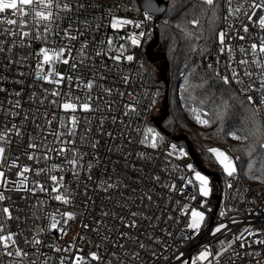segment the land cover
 Here are the masks:
<instances>
[{
    "label": "built area",
    "instance_id": "2783aa9c",
    "mask_svg": "<svg viewBox=\"0 0 264 264\" xmlns=\"http://www.w3.org/2000/svg\"><path fill=\"white\" fill-rule=\"evenodd\" d=\"M71 2V11L61 13L60 19L56 21L59 32L53 33L46 45L42 41L29 40L27 43L30 47L14 46L10 42L18 39L17 26L0 23V40L4 41L6 48L13 49L12 52L0 53V88L5 90L0 92V131L11 128L12 124L21 125L25 113L32 114L39 109L41 118L37 120V123L53 120L50 127L46 126L47 130L63 132L64 129L59 127L60 121H66L72 113H65L58 105L50 103L52 100L63 102V98L53 97L46 93L45 89L58 90L62 94H70L72 98L79 97L81 102L84 98L91 96L93 108L95 109L98 105L100 109L87 113L78 110L75 113L79 120L76 135L64 137L65 141L74 140V145H60L58 141L56 142L57 147L77 149L83 157L80 162L83 167L68 171L57 169L40 175H36L35 171L25 174L28 177L30 189L35 187L38 181L47 187L46 192L36 189L33 195L30 190L16 191V184L21 180L16 173L25 165L34 170L51 169L53 164L64 165V156L48 152L50 159L45 160L44 152L41 150L36 151V160L28 159L26 153L35 151L27 148L28 133L37 136V142H39L40 134V130L31 123L30 119L22 126L25 135L21 138L12 135L11 142L4 145L6 159L0 160V171L5 172L8 182L0 181V193L6 197L0 202V209L8 207L13 219H8L0 212V224L3 225L0 235L15 234L16 243L15 245L10 243L7 249L0 244V264H74L77 255L83 259L84 264H108V261L112 259L111 253L115 243L125 244L126 251L133 247L138 249V244L119 236L120 231L136 235L139 240L149 245L143 250L138 249L143 256V264H192L193 261L200 264L196 257L203 250L204 245H210V250L215 252L228 248L227 243L222 245L217 241L232 242V247L217 258L219 264H264V244L252 243L256 240H264V183L257 187L252 186L238 173L237 180L232 181L234 184L232 189L226 187L229 180L227 177L225 188L219 192L209 184L210 195L204 198L199 196L198 186L195 183L186 184L181 179L185 177L192 180L194 177V172L187 169L188 164H192L198 171L185 143L181 144L180 141L174 140L172 134L164 136L154 128L163 138L159 147L153 150L139 143L143 130L151 127L149 120L157 101L158 89L148 80L145 64L146 47L154 39L157 19L150 15L151 18L145 20L146 12L142 10L139 0H80L82 3L91 5L84 10L76 7V0ZM252 2L253 0H230L229 3V0H219L222 13L221 31L227 32L228 36L225 37L223 53L220 52L219 42L215 44L208 58L207 68L221 82V77L230 76L234 68L241 70L239 60L253 59L251 55L245 57L239 49L242 46L249 48L253 42L259 45L261 39H264V28L258 24L259 16L264 15V9L257 10L252 21L248 20V15L252 12L250 8ZM238 7L242 9L241 12H233L229 15L230 10ZM112 17L130 20L133 23L113 29ZM5 18L20 19L21 17L19 14L13 16L11 11H7L0 14V21ZM24 19L30 26L32 25L31 16ZM137 23L141 26L135 27ZM245 25L249 29L247 33L243 30ZM69 26H71L72 35H78L79 32H83V35H78L76 40L66 39L64 30ZM8 29L16 32L17 35H5ZM241 36L245 39L241 40ZM108 39L113 41L110 52L106 43ZM132 39H136L138 43L133 45ZM85 43L87 49L82 57L81 47ZM120 45H123V49H119ZM42 46L57 49L71 48L70 55L65 53V58L69 59L70 63L60 62L55 65L59 73L65 77H72L71 82L64 80L57 86L47 84L42 79H36L38 57L35 53ZM229 47L233 49L231 53L228 51ZM118 49L123 52L119 62L109 58L111 55H118ZM96 52H108V55L97 56ZM128 55L134 57L133 61L129 62L125 59ZM21 56L29 57L22 65L7 63L6 57L16 60ZM72 63H75V68L71 66ZM250 67L256 73L254 80H257L255 87L258 88L261 70L256 65H250ZM217 73L220 74L219 77ZM124 77H128L130 82L124 83ZM241 78L244 84L233 81L231 85L254 108L261 123L264 142V103H261L264 96L260 91H246L245 86L251 88L253 85L242 71ZM89 80H95L97 85L90 91L81 83ZM99 85L110 88L111 94L106 93ZM16 92H21V95L17 97ZM32 93H36V96H32ZM249 95L254 98V103L248 102ZM40 99H46L49 102L40 104L38 102ZM16 100L20 101L19 109H13L10 103ZM129 103L135 104L138 109L130 117L124 115L127 110L125 105ZM12 111L20 112V115L13 117L10 114ZM45 112L48 114L47 117L43 116ZM201 118L205 119L204 115ZM196 125L204 126L197 121ZM137 129L140 130L139 133ZM53 139L52 136H47L48 144H52ZM94 143L95 148L92 147ZM172 144L177 146V152L169 156L168 152L171 151ZM180 148H183L187 154L177 159ZM138 153H144L150 158L142 159L137 155ZM13 160L16 161L17 167L10 166ZM89 163L93 165L91 169L86 167ZM74 171L79 172L78 177L74 175ZM50 175L63 177V180L58 183L72 194L71 204L64 205L53 198L57 194H63V189L59 193L51 192L53 182L50 180ZM156 175L161 177L163 183H175L178 188L182 187L183 195L179 191L168 192L161 187L160 183L150 181L149 177ZM90 176L91 179H89ZM105 181L115 184L116 187L105 191L103 185ZM153 183H155L154 200L152 202L146 199L141 200V191L146 187L151 188ZM133 189H136L135 194ZM212 194L220 196L216 209L215 200L210 198ZM193 195L196 196L195 200L188 199ZM177 201L180 202L179 205ZM202 201L203 207H201ZM121 203H127L128 206L121 208ZM184 204L188 205L189 213L192 208H196L205 214V222L200 234L193 236L192 239H182L186 235L182 229L187 222V217H182L177 209ZM64 211L75 213V219L68 221L66 225H63L64 218L61 215ZM102 211L114 212L118 215L116 218L105 217L101 215ZM222 211L226 212V216H220ZM132 212L142 213V216L133 218ZM50 214H56V219L61 221L65 229L64 233L59 230V226L56 230H50ZM170 215L176 217L178 222L169 220ZM119 216L125 218L124 223H131L133 219H136L138 228H125ZM143 216H155L160 219L158 221L153 219L150 222L143 219ZM233 220L237 222L233 223ZM97 221H103L107 227L98 224ZM220 223L227 224L228 229L212 236V229ZM246 228H251L256 234L237 241L235 237ZM168 232H171L172 236H169ZM148 235L158 237L163 243L150 242ZM34 237L41 241L39 245L31 243ZM241 244H245V247H240ZM17 248L27 255L9 256L7 254L14 253ZM56 248L61 251H55ZM65 248L69 250L63 251ZM153 250L157 254L156 257L152 255ZM92 252H96L102 259L92 261L90 259ZM178 256L180 259H177Z\"/></svg>",
    "mask_w": 264,
    "mask_h": 264
},
{
    "label": "snow or ice",
    "instance_id": "6c2138e0",
    "mask_svg": "<svg viewBox=\"0 0 264 264\" xmlns=\"http://www.w3.org/2000/svg\"><path fill=\"white\" fill-rule=\"evenodd\" d=\"M201 3L206 4L208 6H214L215 0H201ZM230 3V0H229ZM27 7V11H26ZM76 7L80 10H84L86 8L91 7L90 4H85L80 2V0H76ZM250 8L252 9L251 15H248V20L252 21V17L256 15L257 10L264 9V0H253L252 4L250 5ZM72 9V2L71 0H0V14H3L7 11H11V14L13 16H16L19 14L21 17L20 19H10V18H5L4 20L0 21V23H4L7 25H13L17 26L18 28V39L12 40L10 43L14 46H28L30 47V44L27 43L29 40H36V41H42L45 45L48 43L50 40L51 36L53 33H58L59 32V25L56 23L57 20L60 19V14L61 13H67L71 11ZM241 8H236L232 9L229 11V15H232L233 12L239 13L241 12ZM31 16L32 17V25L30 26L28 24V21L24 19V17ZM151 16L150 14H145V20L150 19ZM87 23V21H85ZM133 23L130 20H120L117 17H112L111 19V27L113 29H117L118 27H122L123 25L131 24ZM193 23H197L196 21H193ZM258 24L261 28H264V15H260L258 19ZM141 24L137 23L135 24V27H140ZM28 29V30H24ZM244 32L247 33L249 31L248 26H244ZM5 35H11V36H16L17 33L13 32L11 29H8L5 33ZM78 35H83V32H79ZM78 35H72L71 34V26H69L68 29L64 30V36L68 40H76L78 38ZM143 35V33H141ZM228 36V33L225 31H221L218 33V42L221 45L220 47V52L223 53L225 51V37ZM241 40L245 39V37L241 36ZM107 46H108V52L112 50V44L113 41L112 39L107 40ZM138 41L136 39H132V44L136 45ZM87 49V44H82L81 47V56L83 57L84 53L86 52ZM119 49H123V45L119 46ZM118 49V51H119ZM12 48H6L4 46V41L0 40V53H5V52H12ZM240 52L244 54L245 57L251 55L253 59L249 60L247 58L241 59L238 61V64L241 66V70L238 71L235 68L231 71L230 76L226 75L221 77L223 84L229 85L233 81H236L238 83L244 84L243 79L241 78V71L243 72L244 76H247L249 81L252 83L253 87L249 88L245 86L246 91H260L261 95L264 96V39H261L259 45L255 42H253L249 48L241 47ZM228 51L231 53L233 51L232 48H228ZM68 53L69 55L71 54V48L68 47H61L59 49L55 47H47V46H42L39 48V50L35 53V55L38 57L37 64H36V72H35V77L36 79L40 80L42 79L45 83L47 84H55V85H60L64 80H68L69 82L72 81V77L68 76L65 77L62 73H59L55 65L57 63H64V64H69L70 61L69 59L65 58V53ZM108 52H96L97 56L101 55H108ZM123 56V52L119 51L118 55H111L109 56L110 59L119 62ZM256 57H260V59H256ZM29 57L27 56H21L20 59L14 60L12 57H6L7 63L9 65L15 63L17 65H22L24 61H26ZM125 59L129 62L133 61L134 57L131 55H128L125 57ZM250 65H256L258 69H260V76L258 78L259 82V87L256 88L255 84L257 83V80H254V77H256V73L251 70ZM45 66H47V70H45ZM71 66L73 68L76 67L75 63H72ZM211 67V66H210ZM23 75V73H21ZM219 73H217V76L219 77ZM124 83H129V78L124 77L123 78ZM83 87L87 88L89 91L96 85L95 80H89L86 83L81 82ZM100 87L103 88L102 85H99ZM103 90L111 94V89L110 88H103ZM5 91L3 88H0V92ZM45 92L50 94L53 97L57 98H63V102H60L59 100H52L50 103L54 105H58L59 108H61L65 113H72V115L68 116L66 121L61 120L59 127L63 128L64 131H48L47 127H50L53 124V120H45V123H37V120L41 118V114L39 112V109L36 110L35 113L29 114L25 113L23 116V119L21 121V125H16L12 124L11 128H7L3 131H0V160L6 159L5 157V152L6 149L4 147L5 144H8L12 140V135H15L17 138H21L25 135L23 131V125L25 121H31L35 125V127L40 130L39 134V142H37V136L32 135L31 133H28V138L29 142L27 144L28 149H33L35 151L26 153L28 156L29 160H36V151H41L43 150L44 156L43 158L45 160L50 159L48 152H55L57 155H62L64 156V165H57L53 164L51 169H39V170H34L30 166H23L17 173L16 175L18 177H21V180L19 181L18 184H16L15 190L16 191H28L30 190L33 195H35L36 189H39L40 191L46 192L48 189L44 184L39 183L38 181L35 184V187H32L31 189L29 188L28 184V177L25 175L26 173H29L31 171H35L36 175H40L41 173L44 172H52L57 169H62L64 171L68 170H75L77 168L83 167V165L80 163L83 160V157L79 153V151L75 148L72 147H64V146H59L57 147L56 142L58 141L60 145H74L75 141L74 140H67L65 141L64 137L69 136V137H74L76 135V129L79 125V120L75 113L79 110L82 112H89V111H99V106L94 109L93 105L91 103L92 97L88 96L84 98V101L81 102V99L79 97L72 98L70 94H62L58 90H48L45 89ZM15 95L19 97L21 95V92H16ZM123 95V93H121ZM32 96H36V93H32ZM40 104H44L47 101L46 99H40L38 101ZM248 102L254 103V98L249 95L248 96ZM12 108L13 109H19L20 108V101L16 100L14 102H11ZM261 103H264V100H261ZM126 111L124 112L125 116L130 117L133 113L137 112L138 109L136 108L135 104L129 103L125 105ZM224 107H227V104L224 105ZM193 112H196L195 109L192 110ZM13 117L20 115V112L17 111H12L10 113ZM47 113H43L44 117H47ZM205 115L204 113H199L195 115V119L198 124L201 125H208L209 120L208 119H202L201 116ZM217 119H222L223 118V112H219L216 114ZM55 119V118H54ZM137 132L139 133L140 130L137 129ZM52 136L53 143L48 144L47 141V136ZM111 135V133L109 134ZM231 138L233 139H243L244 137H241L235 133H230ZM83 139V137H82ZM163 138L161 137L160 133L156 132L153 128L148 127L143 130L142 132V139L139 140V143L147 148L150 149H157L159 147L160 141ZM93 148L96 147V144L94 143L92 145ZM258 147L260 149H264V142L259 143ZM171 151L168 152L169 156L174 155L177 152V146L175 144H172L170 146ZM179 155L176 156L177 159L180 157L186 155L187 153L183 148H180L179 150ZM208 151L215 157L217 163L221 167L223 174L229 178L226 187L228 189H232L234 187V184L232 181L237 180V174H238V166L233 162V159H230L228 155L225 154V152L221 151L218 148H210ZM256 151L255 148L250 147L249 149V154L252 155ZM140 158L142 159H148L150 157H146L144 153H138L137 154ZM66 165V166H65ZM11 167H17V163L15 160L11 162ZM88 169H91L93 165L91 163L87 164L86 166ZM187 169L190 171L194 172V177L192 180H188L185 177H181L182 180L185 181L186 184H193L195 183L198 186V193L199 196L207 198L210 195L211 189H210V181L209 178L205 175H202L200 171H196L193 167L192 164L187 165ZM248 173L247 175L260 183H264V167H260L259 170L257 171L256 168H254L251 164L248 165ZM75 176H79V172L74 171ZM91 179V176L89 177ZM150 181H154L157 183L161 184L162 188H165L168 190V192L175 193L179 191L181 195H183V188H178L175 183H163L161 182V177L159 175L156 176H151L149 177ZM50 180L53 182V186L51 188L52 193H59L61 189H63V194H57L53 198L58 201L63 203L64 205H69L72 203V194L69 193L68 189L66 187H63L58 183V181H62L63 177H57L56 175H50ZM0 181H3V183H7V178L5 176L4 171H0ZM15 183V182H14ZM104 185V190L107 191L108 189H113L116 187L115 184L109 183L107 181L103 182ZM244 191H247V189H243ZM133 193L135 194L136 189L132 190ZM155 192V183H153V186L151 188H144L141 193L140 197L141 200L146 199L149 202H152L154 200V195L153 193ZM6 197L4 196L3 193H0V202L4 201ZM190 200H195L196 196L193 195L191 197H188ZM179 205V201L176 202ZM127 203H121L120 207L125 208L127 207ZM203 201L201 202V207H203ZM182 217H187V222L184 225V228L182 231L186 233L182 237V239H192L193 236H197L200 234L202 227L205 222V214L203 211L197 210L196 208H192L190 210V213L188 211V205L184 204L180 206L177 209ZM59 211V210H57ZM0 212H2L4 215L7 216L8 219H13L10 209L8 207H3L0 209ZM63 219V225H66L68 221L75 219V213L64 211L62 214ZM102 216L105 217H112L116 218L117 213L114 212H108V211H102L101 213ZM131 216L133 218H136L138 216H142V213L138 212H132ZM220 216L224 217L226 216V212L222 211L220 212ZM51 217V223H50V230H56L58 229L64 233L65 229L63 225L61 224L60 220L56 219V214H50ZM143 219L151 220L156 219L157 221L160 219L159 217H149V216H143ZM18 219V217L16 218ZM119 219L121 223L124 225L125 228H138V224L136 219H133L131 223H124V217L119 216ZM169 220H173L174 222H178V219L174 216H169ZM233 223H236L237 221L233 220ZM98 224L103 225L104 227H107L106 224H104L103 221H97ZM84 227H88V225H84ZM3 225L0 224V230H2ZM228 225L224 223H220L217 225L215 228L212 229L211 235L216 236L218 233H221L223 230H227ZM94 231H98L99 229H93ZM181 230V229H178ZM41 231H44V228H41ZM190 233V234H187ZM169 236H172L171 232L167 233ZM226 234V233H225ZM256 233L253 232L251 228H246L240 235L236 236L235 239L237 241L245 240V237L252 236ZM119 236L125 237L129 240H131L134 244H138V249L143 250L147 247H149L148 244H146L143 240H139V237L136 235H132L127 232L120 231L118 233ZM15 234L9 233L8 235H0V244L3 245L5 249H7L10 246V243L12 245H15L16 241L14 239ZM107 239V237H105ZM148 240L150 242H155V243H163L158 237H154L152 235H148ZM31 243L39 245L41 243L40 240L33 238ZM219 244H225L227 243L228 248L232 247V242L231 241H217ZM252 243H259V244H264V240H256L252 241ZM240 247H245V244H241ZM127 246L122 243H115L113 245V251L111 253L112 259L108 261V264H131V262H135V264H143V256L141 255V252L137 249V247H133L131 249H128L126 251ZM228 248H223L221 252H215L214 250H210V245H204L203 250H201L198 253V256L196 257V260L200 262V264H219V261L217 260L218 257H221L224 252L228 251ZM55 251H61V249L56 248L54 249ZM68 248L63 249V251H68ZM9 256H21L27 255V253H22L19 248L13 253V252H8L7 253ZM153 257H156L157 254L153 250L152 252ZM182 255V254H181ZM237 256L239 255L238 253L236 254ZM90 259L92 261H99L102 259L100 255H98L96 252L90 253ZM167 259V257H165ZM177 259H180L178 256ZM74 264H84L83 259L80 256H76L74 259ZM192 264H196L195 261L192 262Z\"/></svg>",
    "mask_w": 264,
    "mask_h": 264
},
{
    "label": "trees",
    "instance_id": "16d2710c",
    "mask_svg": "<svg viewBox=\"0 0 264 264\" xmlns=\"http://www.w3.org/2000/svg\"><path fill=\"white\" fill-rule=\"evenodd\" d=\"M166 3L164 14L155 21L156 42L152 55L165 56L168 110L157 128L155 120L162 111L165 96V85L158 72L162 61L149 62L146 57L148 80L158 89L149 126L164 136H183L192 145L200 165L218 174L217 184L209 179L217 192L224 188L227 177L208 151L210 148H218L230 155L247 183L255 187L262 185L247 175L249 164L257 171L264 167V149L258 147L263 142L262 127L254 108L231 84H223L207 68L208 58L222 29L219 0L211 7L201 0H167ZM203 111L209 124L198 126L195 115ZM219 112H223L222 119L216 117ZM230 133L244 138L233 139ZM180 143L184 144V141ZM250 147L256 149L252 155L249 154Z\"/></svg>",
    "mask_w": 264,
    "mask_h": 264
},
{
    "label": "water",
    "instance_id": "95a60500",
    "mask_svg": "<svg viewBox=\"0 0 264 264\" xmlns=\"http://www.w3.org/2000/svg\"><path fill=\"white\" fill-rule=\"evenodd\" d=\"M140 6L144 12L147 14H150L151 16H154L156 19H159L165 12L167 3L163 0H139ZM156 42V38H154L146 47V57L149 62H156V61H162V64L158 70L159 72V78L160 80L164 83V88H165V96L163 98V106H162V111L160 112L159 116L155 120V126L159 128L160 122L163 120L167 110H168V99H167V91H168V81L166 79V68H167V63L165 60L164 55H159L156 57H153L152 55V49L154 48ZM174 140L176 141H184L187 151L192 158V160L195 162L198 171L201 172V174L207 176L212 183H218L219 182V176L215 172H211L206 170L203 166L200 165V163L197 161L192 145L186 141V139L183 136L173 137ZM211 200H215V209L218 206V202L220 200V196L217 194H212L211 195Z\"/></svg>",
    "mask_w": 264,
    "mask_h": 264
},
{
    "label": "rangeland",
    "instance_id": "374dc122",
    "mask_svg": "<svg viewBox=\"0 0 264 264\" xmlns=\"http://www.w3.org/2000/svg\"><path fill=\"white\" fill-rule=\"evenodd\" d=\"M225 154L228 155L227 153H225ZM228 156H229L230 159H232L230 155H228ZM224 188H225V187H224ZM208 197H209V196H208Z\"/></svg>",
    "mask_w": 264,
    "mask_h": 264
}]
</instances>
